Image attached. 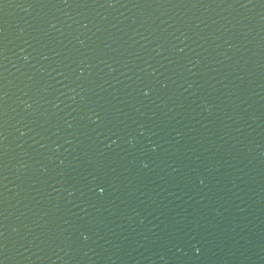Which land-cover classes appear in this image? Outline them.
<instances>
[{
  "label": "water",
  "instance_id": "95a60500",
  "mask_svg": "<svg viewBox=\"0 0 264 264\" xmlns=\"http://www.w3.org/2000/svg\"><path fill=\"white\" fill-rule=\"evenodd\" d=\"M0 264H264V0H0Z\"/></svg>",
  "mask_w": 264,
  "mask_h": 264
}]
</instances>
